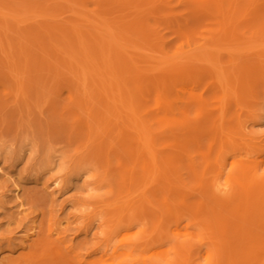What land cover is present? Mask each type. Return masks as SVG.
<instances>
[{
	"label": "rangeland",
	"instance_id": "1",
	"mask_svg": "<svg viewBox=\"0 0 264 264\" xmlns=\"http://www.w3.org/2000/svg\"><path fill=\"white\" fill-rule=\"evenodd\" d=\"M69 3L0 0V43L17 69L0 53V264H227L230 243L239 264H264V0ZM24 8L36 15L16 26ZM43 15L61 30L116 29L132 48L115 68L122 103H85L68 74L55 78L71 33L35 40L26 30ZM129 110L148 122L146 154L132 126L118 129Z\"/></svg>",
	"mask_w": 264,
	"mask_h": 264
},
{
	"label": "bare ground",
	"instance_id": "2",
	"mask_svg": "<svg viewBox=\"0 0 264 264\" xmlns=\"http://www.w3.org/2000/svg\"><path fill=\"white\" fill-rule=\"evenodd\" d=\"M54 2L62 1L70 5L69 0H53ZM70 7V6H69ZM27 8L22 9L21 12H17L12 17L13 21L16 23V26H19L20 24H23L25 20H27V17L25 16H34L36 13H30L29 10H26ZM25 15L24 19H19L21 15ZM0 16H5L2 13H0ZM44 17H41L42 24L38 25L37 28H29V30H26L28 32V35L34 38L35 40H40L41 38H45L46 41L51 40L53 38H58L59 32H65L70 31V35L67 39H69V42H66V45L64 49H62L61 53L59 54L61 59L63 57L65 58L63 60V63L61 65L62 70L51 68L50 64L47 68V71L50 72L51 69L54 70L52 74H54L56 79H61L68 74L70 76V79L67 78L66 81L71 86V92L73 93V96H77V98H81L83 102H89V100H92L95 98V96H100L104 99L106 103V107L108 108V104H110L112 107H115L117 104L122 103L120 100L118 101L119 96L117 95V89L118 84L116 83L117 77H116V66H124L126 65L130 60L128 57L127 51L132 49L131 47H126L124 45V39H117L116 37V29L114 27H111L107 23H104L100 28L97 26H94L93 24H90L89 22H86V26H76V25H70V29H63L61 30L62 26H50L47 23H50L51 20L54 19V16H47L43 15ZM226 16V14H224ZM223 19V18H222ZM225 21V20H224ZM34 26V25H33ZM130 26V25H129ZM125 29L128 32L129 35H134L136 33V30L134 26H131V28L126 26ZM83 29H86L84 31ZM24 31V33H27ZM20 31H18L17 36L20 35ZM87 33H89L90 37L93 38L94 44L89 47L92 49L91 52H89V48L86 47V44L84 42L85 37L87 36ZM71 38L73 41L71 42ZM63 44H60L58 46H62ZM56 46L57 48H59ZM0 53L1 55H4L5 57V65L8 69H10L11 74H15L17 69L15 68V64L13 63V56L11 53H5L3 50V44L0 43ZM27 67V66H26ZM28 71V70H27ZM216 76L219 77V73H216ZM63 81V80H62ZM218 81L221 83L222 80L218 78ZM14 83L17 85V94L20 95L22 98H25L24 95V88H25V82L19 81L17 78L14 79ZM132 106L135 105V101L133 100ZM126 117L119 116L117 117V125L118 129L122 130L121 128L124 126V128L131 127V129L134 131L137 139L140 142V148L142 153H147L149 150V147L151 146V142L149 141V133L151 131H148L149 126L147 121H141L139 122L138 115L132 112L131 110L128 111V113L125 114ZM119 135H124V131H120ZM81 138H83L81 136ZM92 142V135L90 130H87L85 133L84 139H82L81 143L84 144V146L88 145ZM96 156H100V162L104 161V165L107 169L111 166V163L108 158V150L104 149L102 145H100V148L97 151ZM147 156H152L150 154H147ZM155 165V164H153ZM256 167V174L262 171L263 165L257 164ZM230 168L229 165H225L223 169V174L226 175L228 172V169ZM222 177L217 182L216 188H218L220 191H224V193H227L228 191L223 190L222 186ZM58 186L57 183L54 184V187ZM258 192V189L256 190ZM234 197L233 195L231 196ZM231 198V199H232ZM178 211V210H177ZM162 217V213H159ZM232 231H229V227L226 229H223L222 235L228 238L230 242H232V238L228 237V234H231L233 232L234 228H231ZM231 232V233H230ZM236 234H239L237 232ZM108 248V245H107ZM108 254H111L108 256ZM239 250L234 246L233 243H230L228 247L224 250V256L227 258V264H239L240 263V255ZM111 261H116L119 259L118 252L111 253V251L107 249L106 251V258H108ZM132 260H127L123 264H131Z\"/></svg>",
	"mask_w": 264,
	"mask_h": 264
}]
</instances>
